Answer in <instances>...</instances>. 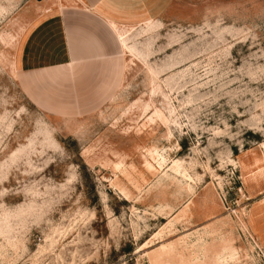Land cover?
Instances as JSON below:
<instances>
[{"label": "rangeland", "instance_id": "obj_1", "mask_svg": "<svg viewBox=\"0 0 264 264\" xmlns=\"http://www.w3.org/2000/svg\"><path fill=\"white\" fill-rule=\"evenodd\" d=\"M39 2L0 0V264H264V0L121 28L135 52L83 116L16 81Z\"/></svg>", "mask_w": 264, "mask_h": 264}, {"label": "crops", "instance_id": "obj_2", "mask_svg": "<svg viewBox=\"0 0 264 264\" xmlns=\"http://www.w3.org/2000/svg\"><path fill=\"white\" fill-rule=\"evenodd\" d=\"M39 1V0H38ZM173 0H40L13 48L16 81L39 110L83 116L106 105L125 70L120 28L156 19Z\"/></svg>", "mask_w": 264, "mask_h": 264}, {"label": "bare ground", "instance_id": "obj_3", "mask_svg": "<svg viewBox=\"0 0 264 264\" xmlns=\"http://www.w3.org/2000/svg\"><path fill=\"white\" fill-rule=\"evenodd\" d=\"M60 1H62V0H50V2H60ZM114 27L118 30V31H120L121 30V28L120 27H118L117 25H115L114 24ZM132 29H135L134 27L135 26H130ZM120 35V38H121V40H122V43L124 44V48L125 49H127L128 51H129V53L131 54L130 56H132L133 54H134V52H135V50H134V48L132 47V46H130L129 45V39H130V37L129 36H127V35H125V34H119ZM13 73H14V75H15V68H14V62H13ZM157 116H159V117H162L163 115H162V113L161 112H158L157 113ZM158 157H160L161 158V160L163 159V157L160 155V156H158ZM159 162V161H158ZM175 165L177 166V164L175 163ZM176 171H177V169H175Z\"/></svg>", "mask_w": 264, "mask_h": 264}, {"label": "water", "instance_id": "obj_4", "mask_svg": "<svg viewBox=\"0 0 264 264\" xmlns=\"http://www.w3.org/2000/svg\"><path fill=\"white\" fill-rule=\"evenodd\" d=\"M40 1V0H39Z\"/></svg>", "mask_w": 264, "mask_h": 264}]
</instances>
